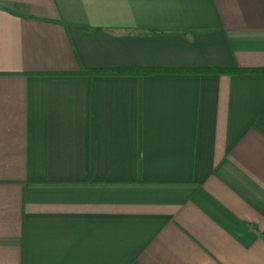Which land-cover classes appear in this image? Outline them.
Returning a JSON list of instances; mask_svg holds the SVG:
<instances>
[{
	"label": "crops",
	"instance_id": "crops-1",
	"mask_svg": "<svg viewBox=\"0 0 264 264\" xmlns=\"http://www.w3.org/2000/svg\"><path fill=\"white\" fill-rule=\"evenodd\" d=\"M175 70L145 76L81 69ZM264 0H0V264H264Z\"/></svg>",
	"mask_w": 264,
	"mask_h": 264
},
{
	"label": "trees",
	"instance_id": "trees-1",
	"mask_svg": "<svg viewBox=\"0 0 264 264\" xmlns=\"http://www.w3.org/2000/svg\"><path fill=\"white\" fill-rule=\"evenodd\" d=\"M175 70L157 69V68H142V67H126V68H90L81 69L76 74H89L93 75H130V76H145L159 72H171ZM179 72H201V73H227V74H240V73H264V68L259 69H246V68H196V69H178Z\"/></svg>",
	"mask_w": 264,
	"mask_h": 264
}]
</instances>
